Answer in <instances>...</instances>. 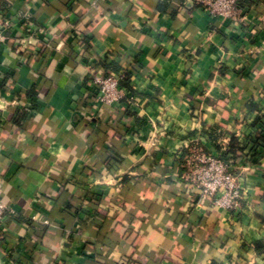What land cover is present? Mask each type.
<instances>
[{"label": "crops", "instance_id": "obj_1", "mask_svg": "<svg viewBox=\"0 0 264 264\" xmlns=\"http://www.w3.org/2000/svg\"><path fill=\"white\" fill-rule=\"evenodd\" d=\"M4 13L0 264H264V0L241 26L187 0H0ZM105 57L130 102L94 98ZM192 138L227 155L239 213L196 203Z\"/></svg>", "mask_w": 264, "mask_h": 264}, {"label": "built area", "instance_id": "obj_2", "mask_svg": "<svg viewBox=\"0 0 264 264\" xmlns=\"http://www.w3.org/2000/svg\"><path fill=\"white\" fill-rule=\"evenodd\" d=\"M205 11L208 15L229 21L234 25H247V7H254L261 0H187ZM250 2V3H248ZM12 27V18L8 13L0 15V45L7 39ZM89 83L94 87L93 96L105 106H118L132 100V94L120 85L125 73H105L102 68L89 69ZM183 177L195 193L196 203L208 201L215 207L239 213L242 209L244 190L239 183L238 174L230 163L216 152L205 151L199 140L192 138L185 153L181 154ZM11 214L9 207L0 200V230Z\"/></svg>", "mask_w": 264, "mask_h": 264}, {"label": "trees", "instance_id": "obj_3", "mask_svg": "<svg viewBox=\"0 0 264 264\" xmlns=\"http://www.w3.org/2000/svg\"><path fill=\"white\" fill-rule=\"evenodd\" d=\"M179 1L182 2V0H179ZM256 3L257 2H255V4ZM98 68H102L105 73L109 72V73L117 74L119 71H121V69H118V68L113 67L112 66V63H110L107 60L106 57L104 59H102L98 63ZM124 73H125V75H124L123 79L120 81V85L122 87L126 88L130 93H132L131 87L129 86V73H127L126 71H124ZM86 79L89 81V78L88 77H86ZM199 144H200V141H199ZM238 145L239 144L236 142V140L234 138H231V142H230V145H229V149L228 150L231 149V151H234V149H236ZM226 156H227L226 154L221 155L222 159H224L225 161H228V158ZM256 248L259 249V246L257 245Z\"/></svg>", "mask_w": 264, "mask_h": 264}]
</instances>
